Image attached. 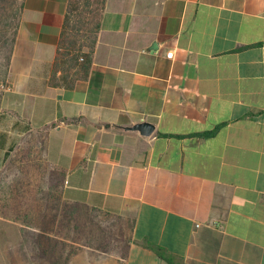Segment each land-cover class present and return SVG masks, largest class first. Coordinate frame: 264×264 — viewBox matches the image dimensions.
<instances>
[{"label": "crops", "instance_id": "1", "mask_svg": "<svg viewBox=\"0 0 264 264\" xmlns=\"http://www.w3.org/2000/svg\"><path fill=\"white\" fill-rule=\"evenodd\" d=\"M70 1L22 0L0 165L38 189L0 264H264V0H105L68 87Z\"/></svg>", "mask_w": 264, "mask_h": 264}, {"label": "trees", "instance_id": "2", "mask_svg": "<svg viewBox=\"0 0 264 264\" xmlns=\"http://www.w3.org/2000/svg\"><path fill=\"white\" fill-rule=\"evenodd\" d=\"M10 0H0V27H4L5 33L0 31V43L2 46L9 45V55L7 58V72L15 46L17 32L20 24L6 17V5ZM105 0H71L68 8L65 28L61 37L58 55L55 61V73L52 78L54 84L63 82L68 87H72L73 78L69 74L57 77V72H69L77 65L82 64L81 68L87 71L91 61V53L97 42L98 33L101 28V18L104 10ZM23 2L20 4V16ZM73 17V27L71 20ZM84 61L80 63V58ZM6 72V76H7ZM1 117V116H0ZM10 155V154H7ZM161 257L174 264L172 258L162 250L159 251Z\"/></svg>", "mask_w": 264, "mask_h": 264}, {"label": "rangeland", "instance_id": "3", "mask_svg": "<svg viewBox=\"0 0 264 264\" xmlns=\"http://www.w3.org/2000/svg\"><path fill=\"white\" fill-rule=\"evenodd\" d=\"M20 4L21 0H10L6 5L5 15L10 19H13L14 22H18L20 17ZM73 27V17L71 20V26ZM5 33L4 27H0V31ZM9 45L2 46L0 43V115L3 107V98L5 95L6 88V72H7V58L9 55ZM17 164H2L0 165V217L11 218V219H24L23 214L25 212L14 210L15 204L13 200L16 196L22 197V193H25V197H28V194L35 195L37 193V179L36 174L30 175L31 178L28 179L22 176H15V173L19 167ZM32 171L33 170L31 169ZM28 172V171H27ZM31 191V192H29ZM35 196L33 197V199ZM20 221V220H18Z\"/></svg>", "mask_w": 264, "mask_h": 264}, {"label": "water", "instance_id": "4", "mask_svg": "<svg viewBox=\"0 0 264 264\" xmlns=\"http://www.w3.org/2000/svg\"><path fill=\"white\" fill-rule=\"evenodd\" d=\"M126 129L138 130L141 134L145 136H150L151 134H153L155 130V124L149 121H143V122L136 123L132 126H127Z\"/></svg>", "mask_w": 264, "mask_h": 264}, {"label": "built area", "instance_id": "5", "mask_svg": "<svg viewBox=\"0 0 264 264\" xmlns=\"http://www.w3.org/2000/svg\"><path fill=\"white\" fill-rule=\"evenodd\" d=\"M173 55H174V51H170L167 54V56L170 57V58H173ZM82 59H83V57H82Z\"/></svg>", "mask_w": 264, "mask_h": 264}]
</instances>
